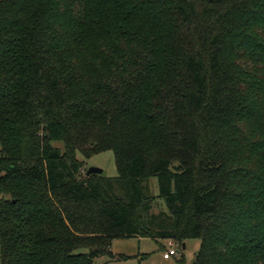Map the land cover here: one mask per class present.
<instances>
[{
    "label": "trees",
    "instance_id": "16d2710c",
    "mask_svg": "<svg viewBox=\"0 0 264 264\" xmlns=\"http://www.w3.org/2000/svg\"><path fill=\"white\" fill-rule=\"evenodd\" d=\"M117 237L264 264V0H0V264Z\"/></svg>",
    "mask_w": 264,
    "mask_h": 264
},
{
    "label": "rangeland",
    "instance_id": "374dc122",
    "mask_svg": "<svg viewBox=\"0 0 264 264\" xmlns=\"http://www.w3.org/2000/svg\"><path fill=\"white\" fill-rule=\"evenodd\" d=\"M54 146L63 149V144L54 143ZM82 164L83 172L89 167L102 169L105 177H115L117 175L115 158L112 151H102L92 154L89 158L78 153L76 157ZM149 192L156 197L158 193L157 180L155 177L148 179ZM152 210L158 212L166 210L163 200H155ZM172 248L176 254L168 259L163 257V253ZM183 249L181 244L168 239H153L149 237H117L110 241V252L112 256H99L93 259V264H191L196 252L200 247L199 239H187ZM80 251H85L84 249Z\"/></svg>",
    "mask_w": 264,
    "mask_h": 264
},
{
    "label": "water",
    "instance_id": "95a60500",
    "mask_svg": "<svg viewBox=\"0 0 264 264\" xmlns=\"http://www.w3.org/2000/svg\"><path fill=\"white\" fill-rule=\"evenodd\" d=\"M92 173H96V174H101L102 173V169L98 168V167H89L87 168V170L85 171L86 176L92 174ZM182 248H185V243L182 244Z\"/></svg>",
    "mask_w": 264,
    "mask_h": 264
},
{
    "label": "built area",
    "instance_id": "2783aa9c",
    "mask_svg": "<svg viewBox=\"0 0 264 264\" xmlns=\"http://www.w3.org/2000/svg\"><path fill=\"white\" fill-rule=\"evenodd\" d=\"M172 245H173L172 242H170V243H169L170 248L167 249V250L163 253V257H164L165 259H168V258H170L171 256H173V255L176 254V250L172 248Z\"/></svg>",
    "mask_w": 264,
    "mask_h": 264
},
{
    "label": "crops",
    "instance_id": "0c3cea01",
    "mask_svg": "<svg viewBox=\"0 0 264 264\" xmlns=\"http://www.w3.org/2000/svg\"><path fill=\"white\" fill-rule=\"evenodd\" d=\"M169 241H172V240H169Z\"/></svg>",
    "mask_w": 264,
    "mask_h": 264
}]
</instances>
